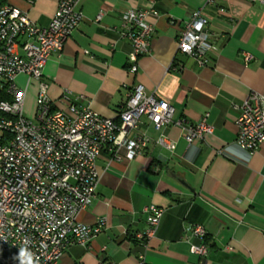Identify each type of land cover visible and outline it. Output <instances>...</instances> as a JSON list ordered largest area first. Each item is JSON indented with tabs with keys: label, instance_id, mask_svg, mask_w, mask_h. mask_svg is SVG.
I'll list each match as a JSON object with an SVG mask.
<instances>
[{
	"label": "crops",
	"instance_id": "1",
	"mask_svg": "<svg viewBox=\"0 0 264 264\" xmlns=\"http://www.w3.org/2000/svg\"><path fill=\"white\" fill-rule=\"evenodd\" d=\"M56 0H6L39 26H46ZM82 21L63 49L49 55L40 80L23 75L24 110L34 115L39 83L57 100L68 92L98 115L114 118L136 84L174 108V121L197 123L208 113L213 129L187 145L171 124L158 131L142 117L139 128L150 141L133 159L112 158L104 148L96 161L97 186L91 205L77 214L82 225L105 221L88 245L69 246L58 264H264V142L255 151L235 143V119L250 93L264 97V4L250 0H79ZM151 3V5H149ZM152 7L155 16L148 54L129 73L130 41L121 16ZM207 21L212 51L209 64L177 53V36L191 13ZM101 13L100 20L95 21ZM249 57L248 61L244 59ZM175 143L173 152L157 145L159 135ZM163 210L144 248L134 236L146 230L143 209ZM201 225L205 257L189 252L200 240L185 230ZM104 248V250H102ZM102 250V251H101Z\"/></svg>",
	"mask_w": 264,
	"mask_h": 264
},
{
	"label": "built area",
	"instance_id": "2",
	"mask_svg": "<svg viewBox=\"0 0 264 264\" xmlns=\"http://www.w3.org/2000/svg\"><path fill=\"white\" fill-rule=\"evenodd\" d=\"M35 0H26L32 5ZM255 1V0H250ZM264 4V0H257ZM56 10L46 26L32 22L25 12L0 0V264H58L71 245L88 247L105 227L99 220L82 225L76 217L88 208L96 194V161L108 148L112 158L131 160L150 141L139 128L146 118L153 130L177 125L187 145L200 142L213 129L208 113L191 124L174 121V108L155 93L136 84L114 118H105L72 99L68 92L57 100L47 97V85L39 83L32 120L25 119V90L18 76L40 80L49 55L60 52L82 21L79 0H56ZM151 5V3L149 4ZM152 7L130 9L121 16V29L130 41L128 71L135 74L139 57L148 54L155 16ZM99 13L95 21L100 20ZM200 9L193 11L177 36L176 51L194 59L199 67L209 64L212 43ZM249 57L244 60L248 61ZM235 143L252 153L264 142V97L250 93L235 119ZM173 152L175 143L160 134L156 142ZM147 228L134 236L144 248L155 233L163 210L143 209ZM200 240L189 252L203 258L208 252L201 225L185 229ZM21 250L25 256H21ZM104 250V248H102ZM101 250V251H102ZM143 264V256H139ZM98 264H113L100 260Z\"/></svg>",
	"mask_w": 264,
	"mask_h": 264
},
{
	"label": "rangeland",
	"instance_id": "3",
	"mask_svg": "<svg viewBox=\"0 0 264 264\" xmlns=\"http://www.w3.org/2000/svg\"><path fill=\"white\" fill-rule=\"evenodd\" d=\"M23 113H24V117H25V119L27 118V119L32 120L33 117H34V115H28V114L25 112V110H23Z\"/></svg>",
	"mask_w": 264,
	"mask_h": 264
},
{
	"label": "clouds",
	"instance_id": "4",
	"mask_svg": "<svg viewBox=\"0 0 264 264\" xmlns=\"http://www.w3.org/2000/svg\"><path fill=\"white\" fill-rule=\"evenodd\" d=\"M25 251L24 250H21V252H20V255L21 256H25ZM28 264H32V260H31V257H29V259H28Z\"/></svg>",
	"mask_w": 264,
	"mask_h": 264
}]
</instances>
